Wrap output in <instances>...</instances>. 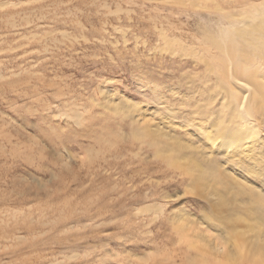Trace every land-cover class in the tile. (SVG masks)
<instances>
[{"label": "rangeland", "instance_id": "1", "mask_svg": "<svg viewBox=\"0 0 264 264\" xmlns=\"http://www.w3.org/2000/svg\"><path fill=\"white\" fill-rule=\"evenodd\" d=\"M234 1L0 0V264H254L264 175L204 131Z\"/></svg>", "mask_w": 264, "mask_h": 264}, {"label": "bare ground", "instance_id": "2", "mask_svg": "<svg viewBox=\"0 0 264 264\" xmlns=\"http://www.w3.org/2000/svg\"><path fill=\"white\" fill-rule=\"evenodd\" d=\"M219 9L222 13L224 10L229 11L228 14L224 13L227 22L224 23L221 19L213 21L217 32L211 34L207 30L205 38L221 50L222 55L224 54L229 59L232 67L230 81L223 85L218 83L222 79L218 74L220 76L217 82L219 86L216 83L218 89L214 92L220 93L223 102H220L219 110L215 109L208 114L205 111V116L214 118L215 122L214 126L206 127L204 131L211 136L208 137L209 139L220 142L219 148L224 150L222 154L228 155L232 169L239 168L241 172H244L249 168V172H253L255 169L260 172L261 165L264 163H261L262 159L260 162L258 154L256 155V149L260 144H264V0L234 1L233 4L219 6ZM258 172H256L257 176L260 174ZM233 195L235 196V193ZM255 206L258 207V205ZM242 212L244 213V211ZM262 222L264 223V219ZM221 224L223 225V223ZM221 224H219L220 228H222ZM258 227L253 225L250 227L253 232L256 231V239H254L256 243L251 245L254 251L251 248L246 254L254 264H264L262 257H256L259 255L258 251L263 252L261 242L262 238L264 239L262 233L259 235L261 225ZM240 234L235 232L230 234L237 248L240 242L246 245V241H242L245 239L241 237L244 233ZM250 234L246 236L250 237ZM252 235L254 236V234ZM259 243L260 246L256 245Z\"/></svg>", "mask_w": 264, "mask_h": 264}, {"label": "snow or ice", "instance_id": "3", "mask_svg": "<svg viewBox=\"0 0 264 264\" xmlns=\"http://www.w3.org/2000/svg\"><path fill=\"white\" fill-rule=\"evenodd\" d=\"M260 171H261V174H262V175H264V168L260 169ZM200 207H202V208H203L204 206H203V205H201ZM204 211H206V212H207V211H210V209H208V208H204Z\"/></svg>", "mask_w": 264, "mask_h": 264}]
</instances>
